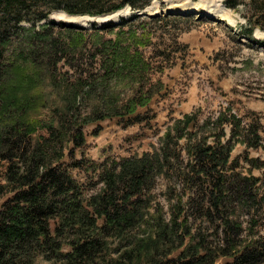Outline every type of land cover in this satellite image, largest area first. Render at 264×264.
<instances>
[{"label":"rangeland","instance_id":"obj_1","mask_svg":"<svg viewBox=\"0 0 264 264\" xmlns=\"http://www.w3.org/2000/svg\"><path fill=\"white\" fill-rule=\"evenodd\" d=\"M239 2L230 9L222 0H153L142 11L124 7L101 17L68 15L56 10L40 23H24L26 33L4 56L0 145L3 138L12 137L6 131L14 124L28 131L33 144L47 138L50 128L59 126L67 94L68 102L74 104L66 117L68 123L63 135L54 137L49 146L56 148L61 142L64 153L74 146L69 127L118 111V116L81 125L84 145L74 150V157L85 162L82 169L70 168L69 173L90 195L102 188L98 181L100 165L159 151L176 122L190 117L187 136L179 141L176 154L187 159L188 139L192 143L214 144L233 135L225 169L227 177L258 179L254 189L260 199L257 212L246 216V210L228 198L219 214L212 212L211 217H206L207 202L204 204L201 196L191 201L193 186L182 184L177 177L185 171L186 163L174 162L171 178L159 176L153 184L147 183L151 185L146 208L148 224L136 228L128 237L131 242L153 237L157 219L160 226L175 220L171 235L159 250L160 264H170L169 260L197 242L214 248L221 240L219 229L226 219L242 225V241L255 235V239L261 237L264 242V31L248 22L253 15L264 19V12L260 13V9L264 11V0ZM182 8L195 9L186 12ZM206 10L212 15H206ZM75 21L81 23L74 24ZM109 23L121 24L114 29H98ZM244 30H251V37L243 36ZM98 51L107 57L115 52L119 59L126 53V61L129 58L140 64L141 68L135 71L141 75L127 71L126 75L88 91L84 78L99 72L103 56L99 54L100 58ZM137 87L149 93L150 98L145 106L136 102L133 115L124 114L125 101L134 93L138 97ZM136 115L143 122L130 125ZM233 117L238 123L233 122ZM255 129L262 137L261 147L249 148L246 143L256 144L252 134ZM173 143L175 140L172 149ZM63 162L68 165L71 160L65 157ZM7 165L0 158L2 184ZM196 185L199 192L203 191L201 183ZM106 243L107 260L132 247L125 242L120 245L117 239ZM62 250L69 247L63 245ZM230 261L229 257H219L215 264ZM34 264L48 263L37 257Z\"/></svg>","mask_w":264,"mask_h":264},{"label":"trees","instance_id":"obj_2","mask_svg":"<svg viewBox=\"0 0 264 264\" xmlns=\"http://www.w3.org/2000/svg\"><path fill=\"white\" fill-rule=\"evenodd\" d=\"M151 1L0 0V78L6 51L27 31L24 23H40L56 10L68 15L88 16H106L124 7L142 11ZM222 1L230 9L240 5L239 0ZM248 22L264 31V19L253 15ZM120 24L109 23L98 29H114ZM242 34L249 38L252 32L244 30ZM99 54L103 56L99 72L89 73L84 78L88 91L126 75L127 71L137 74L135 70L141 68L134 60L128 58L126 61V53L121 59L115 52L110 57L101 51H98ZM141 63L145 64L143 61ZM0 90L4 89L0 87ZM136 90L138 97L134 93L125 101L124 114L133 115L136 102L145 106L146 100H149V93H143L138 87ZM71 93L74 96L75 92ZM65 99L67 103L60 114L59 126L57 130L50 128L47 138L33 144L28 131L14 124L6 131L12 137L1 140L0 147L3 149L0 158L8 165L3 173L5 184L0 183V201L7 196L0 204V264H34L37 257L48 264H160L159 250L171 235L169 231H172L175 220L170 225L160 226L157 219V232L153 237L131 242L128 236L136 228L148 224L146 208L150 204L148 194L151 185L147 183L151 181L153 184L159 176L171 178L174 162L179 165L186 163L185 171L177 177L182 184L193 186L191 201L201 196L204 204L207 202L206 217H211L212 212L219 214L228 198H231L232 204L244 208L246 216L252 217L257 212L260 199L254 189L258 179L237 176L229 180L227 177L225 169L234 142L233 135L223 143L218 141L214 144L204 141L192 143L188 139L185 144L187 159L183 160L180 154H176L179 141L187 136L186 131L192 122L190 117L176 122L174 129L165 135L159 151L100 165L98 181L102 188L86 195L69 173L70 168L82 169L85 162L74 157V150L84 145L81 125L120 113L115 111L113 114L87 118L80 126L69 127L74 146L64 153L61 142L57 143L56 148L49 146L54 137L63 135L62 130L68 123L66 117L74 104L68 102V94ZM143 120L136 115L130 125L140 124ZM234 120L233 117V122L238 123V120ZM252 134L256 144L246 143L247 146L261 147L262 137L258 135V130H253ZM65 157L71 160L70 164H64ZM197 183L202 184L203 191L199 192ZM219 231L221 240L214 248L203 241L197 242L185 248L176 259L169 260V263L215 264L217 258L229 257L231 261L227 264H264V242L261 237L255 239V235H252L249 241H242V225L233 219L224 220ZM108 239H117L120 245L125 242L126 246L132 244V247L118 257L107 260L104 252ZM63 245L68 246L69 250L63 251ZM170 252L171 249L168 255Z\"/></svg>","mask_w":264,"mask_h":264},{"label":"bare ground","instance_id":"obj_3","mask_svg":"<svg viewBox=\"0 0 264 264\" xmlns=\"http://www.w3.org/2000/svg\"><path fill=\"white\" fill-rule=\"evenodd\" d=\"M191 9H195V8H182V10L181 11H186V12H190L191 11ZM176 11H178V9H176ZM179 12V11H178ZM204 12H206V15H212L208 10H206V11H204ZM82 21V20H81ZM81 21H75L74 22V24H79V23H81ZM73 23V22H72Z\"/></svg>","mask_w":264,"mask_h":264}]
</instances>
